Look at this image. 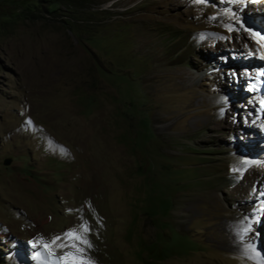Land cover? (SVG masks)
<instances>
[{
    "label": "rangeland",
    "instance_id": "374dc122",
    "mask_svg": "<svg viewBox=\"0 0 264 264\" xmlns=\"http://www.w3.org/2000/svg\"><path fill=\"white\" fill-rule=\"evenodd\" d=\"M259 7L0 0V264L81 218L93 264H257Z\"/></svg>",
    "mask_w": 264,
    "mask_h": 264
},
{
    "label": "snow or ice",
    "instance_id": "6c2138e0",
    "mask_svg": "<svg viewBox=\"0 0 264 264\" xmlns=\"http://www.w3.org/2000/svg\"><path fill=\"white\" fill-rule=\"evenodd\" d=\"M196 2L202 3L204 0H196ZM230 2L235 3L238 2V0H230ZM251 2H260V0H251ZM251 35L261 44V47H264V34L251 32ZM261 58L264 59V56ZM260 75H264V73H260ZM261 105L264 107V101L261 102ZM60 150L62 152L64 151L63 149ZM250 230V228H245L243 229V233L247 234ZM90 231L91 229L88 225V221L81 218V223L78 228L67 230L60 236H54L50 242L44 240L32 242V246L37 247L39 245L45 250H48L47 264H93V262L86 256V250L91 249L92 247V244L88 239V233ZM240 239L243 241V235H241ZM56 248H67L69 250L53 260L52 256L54 255ZM246 252L254 254L253 256H249V259L258 258L257 264H264V255L257 253L254 248L248 247L246 248ZM39 257L40 253L37 252L35 258L39 259Z\"/></svg>",
    "mask_w": 264,
    "mask_h": 264
},
{
    "label": "bare ground",
    "instance_id": "6f19581e",
    "mask_svg": "<svg viewBox=\"0 0 264 264\" xmlns=\"http://www.w3.org/2000/svg\"><path fill=\"white\" fill-rule=\"evenodd\" d=\"M251 3V4H255V5H257V8H260L259 7V5H263L264 4V0H260V2H251V0H245V3ZM258 23V22H257ZM258 24H260V28H255V30H256V33L257 34H264V27H263V25H262V23H258ZM263 50V53H264V47L262 48ZM263 61H264V59H263ZM255 62V66H254V68H255V70L256 69H259L260 68V70L262 71V73H264V62H262L261 60H255L254 61ZM254 70V71H255ZM256 84V83H255ZM255 87V85L253 86V88ZM258 95L259 94H257V95H255L254 97L255 98H257L258 97ZM260 96V95H259ZM262 96V95H261ZM262 97H264V94H263V96ZM258 100H260L259 102H257V103H259V105L261 106V102L262 101H264V99H260V97H259V99ZM250 101L251 102H253V104H254V98H250ZM257 101V100H256ZM256 103V104H257ZM263 109H264V107H263Z\"/></svg>",
    "mask_w": 264,
    "mask_h": 264
},
{
    "label": "clouds",
    "instance_id": "9594fccd",
    "mask_svg": "<svg viewBox=\"0 0 264 264\" xmlns=\"http://www.w3.org/2000/svg\"><path fill=\"white\" fill-rule=\"evenodd\" d=\"M256 70H259V69H256ZM263 80H264V79H263ZM262 91H263V90H262ZM262 91H261V92H258V93H254V92H251V91H250V93L253 94V95H257V94L262 95V94H261ZM259 95H258V97H257L258 99H259V97H261L260 99H264V98H262V96H259Z\"/></svg>",
    "mask_w": 264,
    "mask_h": 264
},
{
    "label": "water",
    "instance_id": "95a60500",
    "mask_svg": "<svg viewBox=\"0 0 264 264\" xmlns=\"http://www.w3.org/2000/svg\"><path fill=\"white\" fill-rule=\"evenodd\" d=\"M7 164V163H6Z\"/></svg>",
    "mask_w": 264,
    "mask_h": 264
}]
</instances>
